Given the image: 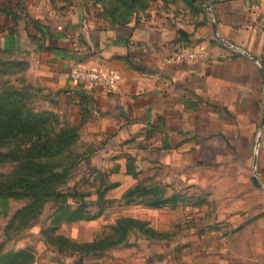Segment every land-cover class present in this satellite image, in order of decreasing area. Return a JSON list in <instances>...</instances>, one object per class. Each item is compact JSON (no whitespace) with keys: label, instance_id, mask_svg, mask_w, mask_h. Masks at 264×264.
Segmentation results:
<instances>
[{"label":"crops","instance_id":"0c3cea01","mask_svg":"<svg viewBox=\"0 0 264 264\" xmlns=\"http://www.w3.org/2000/svg\"><path fill=\"white\" fill-rule=\"evenodd\" d=\"M184 45L206 55L166 60ZM5 49L79 124L70 177L97 199L37 263L264 264V0H0Z\"/></svg>","mask_w":264,"mask_h":264},{"label":"rangeland","instance_id":"374dc122","mask_svg":"<svg viewBox=\"0 0 264 264\" xmlns=\"http://www.w3.org/2000/svg\"><path fill=\"white\" fill-rule=\"evenodd\" d=\"M2 99L18 103L21 112L45 117L38 124L39 134L30 147L34 150L42 147L39 154L33 150L32 158L45 165L41 175L51 173L52 180L39 186L15 181L22 168L18 157L12 158L10 151L23 152L29 148L28 137L14 130L0 135V192H3L0 193V264H39L36 260L40 250L57 246L73 248L69 237L58 232L70 231L71 211L81 208L87 216L97 209V199L88 194L94 189L70 177L69 167L87 152L88 141L81 134L79 124L61 112L54 95L41 85L29 54L0 50ZM35 173L31 180L37 176ZM45 188L50 193L44 195Z\"/></svg>","mask_w":264,"mask_h":264},{"label":"trees","instance_id":"16d2710c","mask_svg":"<svg viewBox=\"0 0 264 264\" xmlns=\"http://www.w3.org/2000/svg\"><path fill=\"white\" fill-rule=\"evenodd\" d=\"M45 117L40 116L38 114L32 112H21V107L18 103L6 100H0V135H6L4 131L6 130H14L17 133H20L22 136L26 135L28 137V144L29 148H26L22 151L11 150L10 154L12 158L18 157V165L22 168V171L17 175V180L22 183L26 182V186L36 185L39 186L40 184H47L51 183L52 180L51 173L46 175H41V172L45 170V165L40 163L39 159H33L32 154L35 150H37V154H39L42 147L34 148L30 147L33 146V141L35 140V136L39 133L37 132V126L39 123L43 122ZM27 144V145H28ZM34 150V151H33ZM75 163V162H74ZM73 163V165H74ZM72 165V164H71ZM69 167L72 168L73 165ZM69 171V170H68ZM36 172V173H35ZM35 173L37 175L31 180V176ZM57 175H60L57 173ZM73 190V191H72ZM71 192L74 193L75 189H72ZM3 193V192H0ZM8 194H12L9 191H6ZM44 195L50 193V190L44 189ZM174 198L172 199H162V200H154L151 201L153 204H159L162 202L171 201L174 202ZM85 215L81 212L80 209H76L71 211L69 219H77L80 217H84ZM121 221V220H120Z\"/></svg>","mask_w":264,"mask_h":264},{"label":"built area","instance_id":"2783aa9c","mask_svg":"<svg viewBox=\"0 0 264 264\" xmlns=\"http://www.w3.org/2000/svg\"><path fill=\"white\" fill-rule=\"evenodd\" d=\"M255 5L257 4L255 3ZM210 6L211 1L206 4V8L210 10ZM205 55L204 49L184 45L174 50L166 57V60L188 61L202 58ZM68 75L74 82L83 86L97 83L107 90L116 91L119 89L120 71L117 68L98 69L84 64H76L70 67Z\"/></svg>","mask_w":264,"mask_h":264},{"label":"water","instance_id":"95a60500","mask_svg":"<svg viewBox=\"0 0 264 264\" xmlns=\"http://www.w3.org/2000/svg\"><path fill=\"white\" fill-rule=\"evenodd\" d=\"M253 179L255 180V182H257V177H256V175L253 176Z\"/></svg>","mask_w":264,"mask_h":264}]
</instances>
